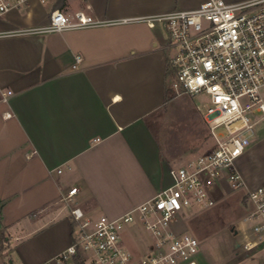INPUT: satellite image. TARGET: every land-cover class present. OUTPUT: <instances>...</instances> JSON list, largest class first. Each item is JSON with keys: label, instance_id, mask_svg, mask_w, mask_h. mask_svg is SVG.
Instances as JSON below:
<instances>
[{"label": "crops", "instance_id": "crops-1", "mask_svg": "<svg viewBox=\"0 0 264 264\" xmlns=\"http://www.w3.org/2000/svg\"><path fill=\"white\" fill-rule=\"evenodd\" d=\"M47 1L31 0L1 16L0 33L46 25L56 9L119 20L206 0ZM169 50L161 23L134 20L0 38V91L12 92L0 101V252L7 264L48 263L74 241L71 207L91 218H117L170 187L172 167L208 144L187 153L191 146L170 134L167 108L177 96ZM77 55L83 60L75 69ZM260 150L252 141L235 163L249 188L264 183V169L252 167ZM222 187L218 196L226 181ZM72 188L78 190L68 204L63 197ZM141 228L125 230L139 241L137 256L150 242ZM78 257L52 264H80ZM196 263L214 264L201 252Z\"/></svg>", "mask_w": 264, "mask_h": 264}, {"label": "built area", "instance_id": "built-area-1", "mask_svg": "<svg viewBox=\"0 0 264 264\" xmlns=\"http://www.w3.org/2000/svg\"><path fill=\"white\" fill-rule=\"evenodd\" d=\"M31 0H0V17L20 10ZM45 3L47 0H39ZM143 21L161 23L168 36L174 73L175 96H202L207 100L204 120L208 147L185 158L171 169L173 184L129 212L110 218H91L71 207L75 222L74 241L46 264L62 263L83 255L87 264H197L200 241L182 232L180 223L194 210H208L227 182L229 190L246 189L248 205L236 225L240 250L264 258V183L249 188L235 163L252 143L258 125L264 123V0L228 3L206 0L198 7L161 15L104 20L85 11L67 15L53 10L43 26L0 33L1 37L61 33ZM77 65L83 60L77 55ZM12 92L0 91L7 102ZM62 173V169H57ZM77 188L63 201L71 203ZM140 224L149 235L145 253L137 256L123 243V232Z\"/></svg>", "mask_w": 264, "mask_h": 264}, {"label": "rangeland", "instance_id": "rangeland-1", "mask_svg": "<svg viewBox=\"0 0 264 264\" xmlns=\"http://www.w3.org/2000/svg\"><path fill=\"white\" fill-rule=\"evenodd\" d=\"M47 2L45 5H48L50 0ZM174 53L175 49L170 48V59ZM207 104V100L202 96L191 98L184 95L173 99L167 108L170 134L175 135L179 145L191 146L188 147L191 149H188L187 153L197 146L208 143V129L204 120ZM157 126L160 127L156 124V129ZM167 126L165 123L161 127ZM255 132L252 141L261 143V150L252 162V167L260 171L264 169V123L258 125ZM207 147L208 144L196 153L207 150ZM261 178H264V175ZM245 193V188L235 191L228 188L225 193L217 196V203L213 208L194 210L180 223V230L196 236L200 241V252L211 258L214 264H264L261 255L247 253L236 247L241 240V237L235 234L236 225H241L240 219L248 207L247 203L246 205L244 203ZM140 235L144 242L149 239V235L142 228ZM122 238L129 251H139V241L128 231L123 232ZM3 243L0 241V244ZM6 259L0 252V262L7 264Z\"/></svg>", "mask_w": 264, "mask_h": 264}, {"label": "trees", "instance_id": "trees-1", "mask_svg": "<svg viewBox=\"0 0 264 264\" xmlns=\"http://www.w3.org/2000/svg\"><path fill=\"white\" fill-rule=\"evenodd\" d=\"M0 241L3 242L4 241V236L3 234L0 233ZM78 260H80V264H85V258L82 255H79Z\"/></svg>", "mask_w": 264, "mask_h": 264}, {"label": "water", "instance_id": "water-1", "mask_svg": "<svg viewBox=\"0 0 264 264\" xmlns=\"http://www.w3.org/2000/svg\"><path fill=\"white\" fill-rule=\"evenodd\" d=\"M239 245L237 244L236 247H238Z\"/></svg>", "mask_w": 264, "mask_h": 264}]
</instances>
